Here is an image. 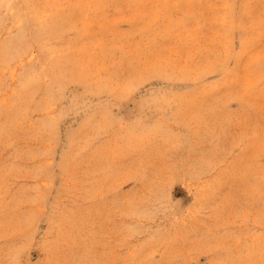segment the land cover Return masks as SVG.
<instances>
[{"label": "rangeland", "instance_id": "rangeland-1", "mask_svg": "<svg viewBox=\"0 0 264 264\" xmlns=\"http://www.w3.org/2000/svg\"><path fill=\"white\" fill-rule=\"evenodd\" d=\"M0 264H264V0H0Z\"/></svg>", "mask_w": 264, "mask_h": 264}, {"label": "bare ground", "instance_id": "bare-ground-1", "mask_svg": "<svg viewBox=\"0 0 264 264\" xmlns=\"http://www.w3.org/2000/svg\"><path fill=\"white\" fill-rule=\"evenodd\" d=\"M42 28L43 30H50L51 29V24L48 23V22H45L43 25H42Z\"/></svg>", "mask_w": 264, "mask_h": 264}]
</instances>
